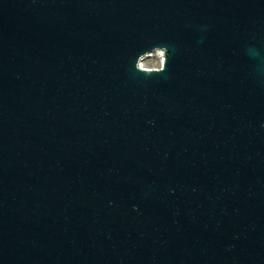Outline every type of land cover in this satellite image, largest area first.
Returning <instances> with one entry per match:
<instances>
[{
  "label": "water",
  "instance_id": "1",
  "mask_svg": "<svg viewBox=\"0 0 264 264\" xmlns=\"http://www.w3.org/2000/svg\"><path fill=\"white\" fill-rule=\"evenodd\" d=\"M0 264H264V0H0Z\"/></svg>",
  "mask_w": 264,
  "mask_h": 264
},
{
  "label": "rangeland",
  "instance_id": "2",
  "mask_svg": "<svg viewBox=\"0 0 264 264\" xmlns=\"http://www.w3.org/2000/svg\"><path fill=\"white\" fill-rule=\"evenodd\" d=\"M142 62L144 63L145 66L153 67L154 65H156L157 57L156 56L148 57Z\"/></svg>",
  "mask_w": 264,
  "mask_h": 264
}]
</instances>
